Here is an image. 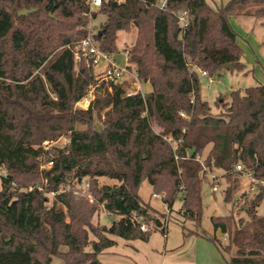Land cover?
I'll use <instances>...</instances> for the list:
<instances>
[{"label": "trees", "instance_id": "16d2710c", "mask_svg": "<svg viewBox=\"0 0 264 264\" xmlns=\"http://www.w3.org/2000/svg\"><path fill=\"white\" fill-rule=\"evenodd\" d=\"M23 10L34 11L19 16ZM98 13L106 21L94 38L107 54H121L120 32L137 31L129 62L151 91L127 96L128 80L101 83L80 109L102 71L86 58L76 63L75 48ZM246 15L264 31V0H230L218 9L206 0H104L98 12L89 0H0V264H103L99 255L116 244L110 235L148 241L160 229L167 236L168 219L141 201L144 181L153 195H164L169 214L181 198L183 223L201 229L203 179L218 171L230 183L226 201L243 174L257 194L245 208L249 220L212 217L215 233L205 238L230 254L227 264H264V215L257 213L264 200V86L233 91L229 103H217V115L201 97L202 72L214 77L232 66L247 73L230 20ZM61 138L65 146H50ZM101 210L121 220L95 225ZM197 229L183 233L201 237Z\"/></svg>", "mask_w": 264, "mask_h": 264}, {"label": "rangeland", "instance_id": "374dc122", "mask_svg": "<svg viewBox=\"0 0 264 264\" xmlns=\"http://www.w3.org/2000/svg\"><path fill=\"white\" fill-rule=\"evenodd\" d=\"M213 9L227 4L230 0H206ZM164 0H159V6L163 5ZM97 18L92 20L89 26V32L97 33L101 25L105 23L106 17L97 14ZM231 24L238 34L237 43L243 50L242 63L246 66V72L243 73L238 70L224 69L219 75L214 77L201 76V97L208 102L212 109V114L217 115L221 109L217 103L224 101L229 103L231 101V93L233 91L245 92L246 89L264 86V31L261 26V21L256 20L253 16H238L232 17ZM137 38V31L120 32L118 34L117 44L123 55L121 66H125V50H131ZM103 68H95L96 72H101ZM201 72V71H200ZM202 74V73H201ZM130 82V81H129ZM131 84V82H130ZM147 85V86H146ZM129 90V85H127ZM141 94H146L147 90H151L148 83H141ZM100 91H97V96ZM107 110L101 112V116ZM95 128L102 130L103 124L96 119ZM157 132V130H156ZM66 138L53 142L50 146L63 147L67 144ZM211 147L205 151L204 155L208 153ZM50 167L48 164H43L41 171H47ZM215 178L207 176L203 179L202 186V222L201 229H197L193 222L183 223V219L179 216V208L181 205V198H178L174 204L173 211L169 214L167 205L163 202L161 196L153 197V189L148 181H144L139 188V196L143 204L149 206L153 212H158L164 215V220L167 221V236H164L160 229L153 231L148 241H126L124 239L109 236V238L116 242V244L109 248L101 257V261L105 264H164V250H176L185 243V233L191 230H198L201 237H192L191 245L183 254V258L189 257L197 264H227L229 259L228 253L219 249L212 241L205 238V235H213L212 217H226L232 213L236 218L249 220L248 214L245 212L246 206L257 194V189L252 186V178L248 174H243L237 177L235 183V192L231 201H226L225 191L230 185L229 181L224 177L221 171L215 172ZM217 179V180H213ZM215 181V182H213ZM45 184V181H44ZM101 185L114 187L117 182L109 179H100ZM215 184V185H212ZM41 186V185H39ZM212 186L217 187V191H212ZM50 203L53 201V195L50 196ZM259 216L264 215V200L260 203L257 209ZM121 220V216L117 214L109 215L101 210L93 218L95 225H101L110 228L114 223ZM185 225V229L183 228ZM184 229V230H183ZM218 233V232H217ZM218 235V234H217ZM221 238L222 245H227V236H218ZM94 241V237H90ZM187 243V242H186ZM92 251L91 245L87 248ZM182 254L181 252L179 255ZM189 259V260H190ZM51 264H65L63 260L54 258Z\"/></svg>", "mask_w": 264, "mask_h": 264}, {"label": "built area", "instance_id": "2783aa9c", "mask_svg": "<svg viewBox=\"0 0 264 264\" xmlns=\"http://www.w3.org/2000/svg\"><path fill=\"white\" fill-rule=\"evenodd\" d=\"M118 3L123 2L124 0H115ZM104 0H89L90 4V11L91 12H98V10L102 7ZM185 13L179 17L180 24L182 27H185L187 25V22L185 20ZM75 54H76V63L81 62L82 58H86L88 63L93 66V68H103L101 74L97 77V84L91 85L86 95L77 103V107L80 109H88V107L91 105L93 100L96 97V93L98 91V88L101 83H121L123 81H130L131 86L129 90L127 91V96H132L134 94L141 92V86H140V80L138 78V74L135 70V66L129 62L130 58V51L125 50V66H121L123 55L121 54V60L119 63L115 60V55H110L105 52H103L98 42L94 38V34H92V31L90 30L88 36L77 43L75 48ZM202 75L205 77H208L206 72H202ZM182 117H186L184 113H181ZM174 150L177 149V143L173 144ZM178 156L175 155V160L178 161ZM51 168L53 163L48 164ZM236 170L241 171L242 167L237 166ZM48 182V178L45 179V183ZM89 184H86L85 189L88 190ZM212 191H217V187H213ZM54 195V193L52 194ZM161 196L163 199L164 195H157L154 194L153 197ZM90 198V202H93V198ZM142 231H148V227L143 225L141 227Z\"/></svg>", "mask_w": 264, "mask_h": 264}, {"label": "crops", "instance_id": "0c3cea01", "mask_svg": "<svg viewBox=\"0 0 264 264\" xmlns=\"http://www.w3.org/2000/svg\"><path fill=\"white\" fill-rule=\"evenodd\" d=\"M145 90L147 91L146 93H149L151 91V90H147L146 87H145ZM192 237H194V236H188V237L185 236V239H184L185 243L176 250L165 249L164 254H163L164 255V264H197L196 262H193L189 257H186V258L181 257V256H183L184 253H186L187 249L190 247V245H191L190 241H191ZM180 252L182 254L179 255ZM102 255L103 254L99 255V260L101 259ZM102 263L105 264L104 262H102Z\"/></svg>", "mask_w": 264, "mask_h": 264}, {"label": "water", "instance_id": "95a60500", "mask_svg": "<svg viewBox=\"0 0 264 264\" xmlns=\"http://www.w3.org/2000/svg\"><path fill=\"white\" fill-rule=\"evenodd\" d=\"M33 11H34V10H23V11L19 12L18 15H19V16H24V15H27L28 13H30V12H33ZM121 57H122L121 54H116V55H115V60H116L117 63L120 62ZM227 69H229V70H233V67H232V66H228ZM195 152H196V149L193 148L192 150L189 151V156L192 157V156L194 155ZM220 235H222V233H221V231L219 230V231H218V236H220Z\"/></svg>", "mask_w": 264, "mask_h": 264}]
</instances>
